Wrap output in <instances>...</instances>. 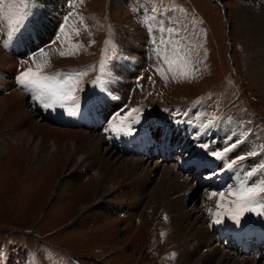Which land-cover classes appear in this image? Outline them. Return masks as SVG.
Segmentation results:
<instances>
[{
	"label": "rangeland",
	"instance_id": "rangeland-1",
	"mask_svg": "<svg viewBox=\"0 0 264 264\" xmlns=\"http://www.w3.org/2000/svg\"><path fill=\"white\" fill-rule=\"evenodd\" d=\"M216 1L222 3L223 9L220 13L218 8L220 5L213 3V0H65L67 15L83 18V32L86 36L84 43L68 47L52 40L37 46L33 52V44L41 37L47 39L49 34L53 36V33L55 35L66 31L68 36H72L68 30L69 23H54L35 15L30 17H35L31 21H26L27 26L8 41L10 42L8 47L2 44L8 39L3 33V30L7 29V22L0 21V47L4 50L6 48V52L13 53L14 58L19 57L21 61L17 62L23 63L24 71L28 68L36 71L38 64L42 65L41 74L87 69L86 74L80 77L74 95L79 97V104L88 102L94 108V102L98 100L94 89L97 69L102 62L112 57L114 46H121L119 29L133 28L146 23L150 8L162 9L163 15L169 13L170 8L190 22L193 21L198 38L200 37L197 46L200 47L202 55L200 62L193 64L198 70L191 78L176 80L172 79V73L165 70L168 75L165 81L153 67H150L154 65L155 60L145 58L143 51L139 60L143 65L137 62V66H131L127 69L128 73L122 74L123 77H129L144 67L141 75H134L136 82L128 89L130 98L126 94L125 102H118L120 106L124 104L122 111L127 115L131 109H139V112L132 113L133 117H139V122L146 118H155L149 124H152V127L149 126L151 130L157 128V122L164 124L162 120L172 119L175 115L196 120L200 128L228 119L232 115H242L249 120V133L257 137L258 142L256 141L254 150L258 151L264 163V151H260V147L264 146L263 83L250 80L246 75L242 32L235 22V14L239 8L244 7L254 13L256 23L264 24L262 4L264 0ZM3 2L5 5L9 3L15 5L17 0ZM158 15L155 14V18ZM163 23L167 21L164 20ZM40 49H43L47 56H43ZM62 52L65 55H61ZM13 73L15 79L16 75H20ZM138 77H141L139 81ZM67 107H71V104ZM32 109L34 120L37 122L57 125L56 127L60 128L68 127L64 121L65 117L70 115L67 110L62 109L66 116L52 121L41 107L35 105ZM210 120L212 123H209ZM129 123H132L131 119H128ZM2 129L5 131L8 128ZM214 139L213 143L217 141V138ZM0 140L10 144V147L0 151V264L176 263L177 252L165 251L169 243L167 236L169 230L165 225L169 213L168 215L166 212L159 213L156 206H149L135 218L134 223L139 229L138 238L125 239L124 235L115 231L116 224L118 228L123 227V222L117 223L116 220L123 217L122 210L108 211V217L90 215L93 200L98 198L106 201L111 198V194L107 192L106 182L99 184L93 167L75 176L80 161L74 157L71 148L60 150L57 154L52 151L41 165L35 166L33 164L35 150L29 155L28 148L24 147L22 153L20 149L22 146L20 144L16 146L17 143L11 136L5 137L1 132ZM118 150L119 148H115L114 152L120 155ZM213 152H218V149L212 148L211 153ZM171 154L173 157L166 156L164 161L158 155L153 158L154 161L159 159L158 162L170 165L175 163L174 156L178 152L172 149ZM196 156L200 158L199 155ZM189 166L181 171L184 176L193 178L195 183L201 182L191 192L194 197L201 200L209 192V184L202 182V175L212 170L208 168L209 171L194 177L195 167ZM157 178L156 175L154 181L142 190L138 189L140 184L135 185L133 196L142 191V193L151 191L154 183L158 181ZM59 179L66 180L69 188L65 194L55 195ZM136 189L140 191H135ZM207 200L205 202L208 204H205L208 207L210 199ZM191 207L192 202L187 203L186 208ZM206 215L207 213L205 217H208ZM258 218L264 219V215L246 213L241 220L254 226L256 224L254 220ZM162 233L164 235H161ZM219 234L223 235V231L215 232L213 238ZM217 241L227 245L226 242ZM259 244H256L257 248L253 253L257 256L256 261L250 264H264V246L259 249ZM229 249L237 251L231 241ZM239 253L237 251V254Z\"/></svg>",
	"mask_w": 264,
	"mask_h": 264
},
{
	"label": "bare ground",
	"instance_id": "bare-ground-1",
	"mask_svg": "<svg viewBox=\"0 0 264 264\" xmlns=\"http://www.w3.org/2000/svg\"><path fill=\"white\" fill-rule=\"evenodd\" d=\"M262 4L264 5V1ZM66 11L65 0H31L30 17L37 15L35 17H43L54 23H69L68 30L72 33V36H68L66 31L56 33L57 36L54 33L53 36L49 34L47 39L41 37L33 44V52L37 46L52 40L68 47L86 41L81 17L68 16ZM173 13H166L163 18L158 15L154 19H150L148 15V20L143 25L119 29L121 46H114L112 57L103 63L105 68L103 72H101V65L97 69L98 75L94 80L100 77L103 84L94 82L95 95L98 97V100L94 102V108L91 103H80L78 109L75 110V115H69V117L60 108L44 109L33 99L30 91L24 90L18 84L16 74L24 71L23 63H18L17 61H21L19 57L14 58L13 53L6 52V48L4 50L0 47V132L5 137L11 136L12 140L17 143L16 146L20 144L22 153L24 147L28 148L29 155L35 150L36 155L33 160L35 166L41 165L52 151L57 154L60 150L71 148L74 157L80 161L75 176L93 167L94 174L100 181H98L99 184L106 182L107 192L111 194V198L106 201L95 198L89 210L90 215L108 217V211L122 210L123 217L116 220L117 223L123 222V227L118 228L116 224L115 231L124 235L125 239L138 238L139 229L134 223L135 218L153 205L157 207L159 213L166 212V215L169 213L165 224L169 230H167L169 235L166 233L169 236V243L165 251L175 250L177 252L175 264H250L257 258L253 255L257 248L256 244H264V219H255L256 224L252 226L251 223H244L242 220L237 224L227 216H223L220 217L221 223L217 224L213 223L215 217L208 211L209 209L213 212L217 211L216 203L220 199L218 195L220 192H225V199L222 203H227L228 200L234 198L228 196L226 189L229 185L236 183L238 171L251 170L262 163L260 154L246 155L256 148L257 141V137L249 133L248 119L242 115H232L228 119L200 128L196 120H190L187 116L175 115L172 119L162 120L164 124L157 122L158 126L153 130L149 128L152 124H149L155 118L130 123L131 134H116L110 131V126L117 115L121 118L126 116V113L122 111L124 104L120 106V103L125 102L128 89L136 82L134 78L142 74L144 67L136 71L134 74L136 76L123 77L122 74L128 73L127 69L131 66H137V62L142 64L139 60L143 51L145 58L155 60L154 65L150 66L154 68L153 70H156L158 66H163L167 71V66L162 64L156 54L157 50L170 58L179 59L180 56L190 55L193 64L200 62L202 55L200 47L197 46L200 37L198 38L197 30L192 24L193 21L190 22L182 15ZM254 17L251 10L242 7L235 14V22L242 32L246 75L250 80L263 83L264 97V24L256 23ZM33 18H29L28 21ZM177 19H179L181 28L179 36L173 37L169 45L161 47L157 43L163 36L159 28ZM164 20L167 23H163ZM155 21L158 22L154 23ZM3 33L7 36V29H4ZM3 38L6 39V37ZM2 44L4 45V42ZM9 44L10 42L7 47L10 46ZM29 53H31L30 50ZM179 62L183 63V61ZM13 72H16V79ZM128 97L130 98L129 95ZM35 105L41 107L52 121L66 116L64 121L68 127L60 128L56 127L57 125L43 124L34 120L32 108ZM115 122L120 123L119 120ZM123 123L125 126L128 125V119ZM3 127L8 129L3 131ZM138 130L140 131L139 136L137 135ZM214 138H217L215 143H213ZM237 139L241 143L225 153L224 149L230 147ZM1 141L0 151L10 147L8 142ZM214 147L218 149V152L223 153L221 158L213 157L211 149ZM115 148H119L120 155L114 152ZM172 149L178 152L174 156L175 163L166 165L158 162L159 159L154 161L155 155H158L162 161L166 156L173 157ZM19 153L20 150L18 155ZM195 155H199L201 159ZM242 155H245L246 159L238 160L237 158ZM233 160H236V165L229 169L227 165ZM189 165L195 167L194 177L209 171L208 168L213 171L202 175V182L209 184V192L201 200L191 194L196 185L201 182L195 183L193 178L184 176L181 171ZM261 174L258 172L257 176L252 179H258ZM156 175L158 181L154 183L151 191L144 193L142 191L133 196L132 191L135 185L140 184L138 189L142 190L154 181ZM228 180H230L229 183ZM68 188L69 183L64 179H59L55 195L65 194ZM213 192L217 193V196L210 199L207 207L208 203L205 200H209V195ZM116 198L118 200H115ZM189 202H192V207L187 209L186 205ZM206 213L208 217H205ZM220 228H223L224 236L233 237L232 243L236 242L241 245L239 254L236 250L229 249L230 242L224 245L225 243L217 241V237L213 238L214 233Z\"/></svg>",
	"mask_w": 264,
	"mask_h": 264
},
{
	"label": "snow or ice",
	"instance_id": "snow-or-ice-1",
	"mask_svg": "<svg viewBox=\"0 0 264 264\" xmlns=\"http://www.w3.org/2000/svg\"><path fill=\"white\" fill-rule=\"evenodd\" d=\"M5 7L7 10H5ZM31 12V0H17V3L4 4L3 0H0V21L7 22V40L4 41V46L7 47L8 41L12 40L13 37L19 33L23 27L26 26V21L30 18ZM169 14H174L172 9H168ZM150 19L155 18V14H159L163 18V10L160 8L149 9ZM83 23V18H80ZM86 27V26H85ZM181 28L179 27V19L172 21L169 24L162 25L159 28V32L163 33L157 43L164 47L169 45L170 40L173 37H178ZM79 35V32H77ZM43 56H47V53L43 49L39 50ZM178 51V50H177ZM65 55V53H60ZM71 54V53H69ZM157 56L163 65L167 66V72L172 73V79L178 78H191L195 75V69L190 55L180 56L179 59L170 58L161 51L157 50ZM179 61H183L180 63ZM46 63V62H45ZM42 65H37V70L33 71L32 68H28L24 72L20 73L17 77L18 84L26 91H30L33 94V99L44 109L55 110L57 108L65 109L70 115H75V110L79 107V97L75 96L78 85L80 83V77L86 74L87 69L77 70L75 72H62L52 74H41ZM105 70L103 62L101 63V72ZM161 78L167 81L168 75L163 66L156 68ZM95 83L102 85L103 81L100 77L97 78ZM71 104V107H67ZM139 112V109L133 108L123 118L117 115L114 118V122L110 126V131L116 134L124 133L131 134V124L124 125L123 121L131 119L132 122H139V117H133L132 113ZM119 120L120 123L115 121ZM209 123H212L210 120ZM241 143L237 139L230 147L224 149V152L231 151L232 148L236 147L237 144ZM207 147V146H205ZM260 151H264V146L260 147ZM259 153L257 150H252L247 153V156H257ZM213 156L221 158L222 152H213ZM238 160H245L246 156L242 155L237 158ZM236 165V160L228 163L229 169ZM242 167V166H241ZM262 173L258 179L253 180L257 173ZM249 181H252L249 183ZM228 196L234 197L228 200L227 203H222L225 199V192H220L218 195L220 199L217 200L216 208L217 211L213 212L209 209V214L215 217L213 223H221L220 217L227 216L228 218L239 224L241 219L246 213H256L257 215H264V163H259L256 167L251 170L244 172H237L236 183L229 185L226 189ZM217 196V193L213 192L209 195V199ZM223 209V211H221ZM161 235H164L163 233Z\"/></svg>",
	"mask_w": 264,
	"mask_h": 264
},
{
	"label": "trees",
	"instance_id": "trees-1",
	"mask_svg": "<svg viewBox=\"0 0 264 264\" xmlns=\"http://www.w3.org/2000/svg\"><path fill=\"white\" fill-rule=\"evenodd\" d=\"M213 3H216V4H218L217 2H215V1H213ZM219 5V4H218ZM219 8V13H220V10H221V8H220V6L218 7Z\"/></svg>",
	"mask_w": 264,
	"mask_h": 264
}]
</instances>
